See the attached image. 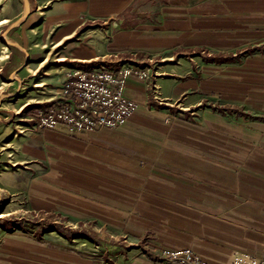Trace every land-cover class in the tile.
Masks as SVG:
<instances>
[{"label":"crops","instance_id":"obj_1","mask_svg":"<svg viewBox=\"0 0 264 264\" xmlns=\"http://www.w3.org/2000/svg\"><path fill=\"white\" fill-rule=\"evenodd\" d=\"M66 2L114 18L89 66L133 62L149 75L128 78L140 106L120 127L34 126L45 156L24 166L35 170L22 190L69 227L3 234L0 264H163L162 246L191 247L205 264H259L264 0ZM7 56L4 45L0 62ZM72 236L112 252L76 247Z\"/></svg>","mask_w":264,"mask_h":264},{"label":"rangeland","instance_id":"obj_2","mask_svg":"<svg viewBox=\"0 0 264 264\" xmlns=\"http://www.w3.org/2000/svg\"><path fill=\"white\" fill-rule=\"evenodd\" d=\"M25 3L27 10L24 13ZM70 6L66 0H0V49L6 45L8 52V56L0 62V66L5 63L4 77L0 80V239L8 232L42 233L52 224L63 229L69 227L62 216L60 219L47 218L32 207L29 196L22 190L25 183H21V180L25 181V177L30 176L29 172L35 170H25L24 166L31 165L33 157L43 160L45 156L41 147L38 150L35 148L37 139L34 126L50 127L40 126L36 122L38 113L48 108L62 107L65 101L72 100L62 89L71 79L74 69L85 67L88 61L93 63L96 57L93 41L97 45L101 43L103 47L105 29L110 31L113 24L114 18L108 13L77 12L76 7ZM121 14L117 13L116 17ZM128 14L126 11L122 16L127 18ZM130 64L146 72L145 76H139L136 72L131 75L136 74L141 78L149 75L148 69L137 63ZM127 80L125 92L137 102L136 111L140 101L128 93ZM60 98L61 105H53ZM47 103H52V106L45 107ZM31 113H36V117L30 119ZM59 124L72 127L66 123ZM99 127L107 126L73 128L94 131ZM15 179L17 186L14 185ZM72 239L74 242L70 240V243H75L76 247L80 244L90 249V245L94 248L97 245L100 252H112L109 248H101L102 245L94 243V240L79 239L77 236H72ZM180 248L185 247L162 246L158 257L163 264H167L162 257L163 252ZM53 259L58 261L54 264H62L61 257Z\"/></svg>","mask_w":264,"mask_h":264},{"label":"built area","instance_id":"obj_3","mask_svg":"<svg viewBox=\"0 0 264 264\" xmlns=\"http://www.w3.org/2000/svg\"><path fill=\"white\" fill-rule=\"evenodd\" d=\"M134 72L146 75L129 63H122L115 70L106 66L74 69L62 89L72 100L65 101L62 107L40 111L36 122L44 127L66 123L76 129L121 126L138 106L125 92L126 80ZM162 257L167 264H205L189 247L166 249ZM260 264H264V255Z\"/></svg>","mask_w":264,"mask_h":264},{"label":"water","instance_id":"obj_4","mask_svg":"<svg viewBox=\"0 0 264 264\" xmlns=\"http://www.w3.org/2000/svg\"><path fill=\"white\" fill-rule=\"evenodd\" d=\"M26 10H27V4L25 3L24 13L26 12ZM24 13H23V15H24Z\"/></svg>","mask_w":264,"mask_h":264}]
</instances>
